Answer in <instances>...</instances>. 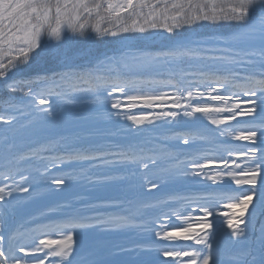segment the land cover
Wrapping results in <instances>:
<instances>
[{
    "label": "snow or ice",
    "instance_id": "6c2138e0",
    "mask_svg": "<svg viewBox=\"0 0 264 264\" xmlns=\"http://www.w3.org/2000/svg\"><path fill=\"white\" fill-rule=\"evenodd\" d=\"M210 25L234 30L203 35ZM93 37L116 49L76 63L68 51ZM157 41L158 51L144 50ZM162 69L168 75L157 79ZM24 73L28 79L17 78ZM0 82L9 94L0 109V264H226L227 247L237 249L231 264H264V0H0ZM81 101L96 115L77 113ZM65 113L69 122L102 118L126 137L184 124L189 131L175 139L188 157L84 148L79 134L18 151L16 133L46 130ZM137 176L149 193L196 178L241 190L145 203L159 211L150 221L125 207L131 200L79 197L76 206L42 211L37 227L10 223L38 185L59 195L78 180L94 190ZM220 205L233 211L217 212ZM129 230L150 231L153 242L127 248L101 238ZM125 254L132 259H115Z\"/></svg>",
    "mask_w": 264,
    "mask_h": 264
},
{
    "label": "trees",
    "instance_id": "16d2710c",
    "mask_svg": "<svg viewBox=\"0 0 264 264\" xmlns=\"http://www.w3.org/2000/svg\"><path fill=\"white\" fill-rule=\"evenodd\" d=\"M219 30V31H218ZM234 29L229 27L218 28L217 26H208L202 29V34L205 36L209 35H229ZM144 50L147 51H158L160 49V43L150 42L143 45ZM116 49V45L93 37L86 43H80L74 45L69 51L68 55L74 59L76 63H87L88 61H95L97 58L104 55H111ZM136 50V49H133ZM188 67V65H185ZM168 75L166 69H162L157 79H165ZM18 79H28L27 73L21 74L17 77ZM0 89H2V82H0ZM172 91V89H165ZM8 93L0 90V109L6 107L8 99ZM137 111H151V110H140ZM76 112L81 115L95 116L96 109L93 105L81 101ZM102 115V114H101ZM71 116L69 113H65L57 119L56 122L46 127V130H40L39 127H34L31 130L22 131L15 134L18 151H28L31 148L38 147L39 145L48 142L49 140H60L62 136H74L79 134L83 139L81 146L84 148L104 147L110 148L119 146L121 148H127L130 145L138 148H143L146 151L150 149L158 150H171L174 151L180 159L188 157V153L184 151L186 146L176 143V137L183 135L189 131L188 127L184 124L169 125L166 127L156 128L151 132H146L143 135L127 136L123 133L118 125L107 122L102 118L90 119L87 121H72L69 122ZM123 124V121H120ZM235 123V122H233ZM89 133H92L89 136ZM232 143H243L233 141ZM202 145H197V150ZM3 149L0 148V164L3 163ZM75 174L78 175V166L72 169ZM56 172V169H52ZM94 174H99L106 169H93ZM59 174V173H58ZM155 178V176H153ZM199 182H186L177 185H170L164 189H157L155 192L149 193L146 190V186H141V178L137 176L131 182L121 183L119 185H110L107 187L96 188L93 190L92 185L87 184L86 181H77L73 183L68 189L59 195H49L45 192L44 185H38L37 191L39 195L34 200H29L23 205H20L12 209V215L10 223L13 227H19L21 225L24 228L37 227L33 223V218L40 216L42 211H46L50 207H55L65 201H72L74 206L77 205V198L87 197L86 201H79V203H102L106 200L118 198L125 202L131 200V205L125 204V207H131L133 211H138L141 215V219L144 221H150L159 214L156 209L141 208V205L161 200L168 197L169 195L178 194L185 196H206L213 194V190H227L232 191L233 194L239 192L241 189L238 188L234 183H227L224 185L215 184L210 180H202L196 178ZM101 212L105 214H115L117 209L112 208H101ZM217 212L231 213L233 210L223 207L222 205L216 207ZM4 215V209L0 208V216ZM47 219V218H46ZM51 219H60L58 216L51 217ZM213 220L224 221L226 216H214ZM175 222V221H173ZM260 223H264V217L260 218ZM102 239L110 242L113 246H122L127 248H133L137 246H144L153 242L152 233H139L135 230H129L124 232H117L111 234H105L101 237ZM156 243H163L156 241ZM183 243V242H181ZM190 243V242H189ZM237 249L227 247L225 248V259L226 264H231V258L236 253ZM118 261H129L132 259L129 255L116 257Z\"/></svg>",
    "mask_w": 264,
    "mask_h": 264
},
{
    "label": "rangeland",
    "instance_id": "374dc122",
    "mask_svg": "<svg viewBox=\"0 0 264 264\" xmlns=\"http://www.w3.org/2000/svg\"><path fill=\"white\" fill-rule=\"evenodd\" d=\"M219 31V30H218Z\"/></svg>",
    "mask_w": 264,
    "mask_h": 264
}]
</instances>
